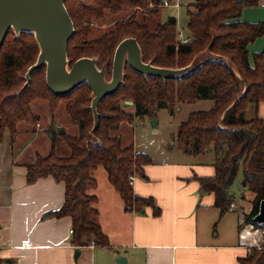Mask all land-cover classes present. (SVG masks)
<instances>
[{
    "label": "trees",
    "instance_id": "obj_1",
    "mask_svg": "<svg viewBox=\"0 0 264 264\" xmlns=\"http://www.w3.org/2000/svg\"><path fill=\"white\" fill-rule=\"evenodd\" d=\"M148 1L160 0H68L65 7L74 28L67 47L70 65L81 58H95L98 64L104 63L106 76L111 78L113 54L125 39H134L142 61L158 68H185L203 51L213 58L178 81L144 77L126 65L122 85L97 106L98 126L94 131L92 95L86 84L71 94L56 96L46 85L42 67L31 74L25 86V74L38 56L32 34L16 36L9 31L0 47V140L8 134L12 143L18 123H25L34 131L39 118L32 113L31 104L36 101H46L51 113L63 103L65 114L78 129L77 136L51 125L45 129L51 142L50 152L27 164L25 173L29 185L47 177L64 184V202L50 216L71 219L75 246H109L96 220L97 198L91 194L97 187L99 170L106 174L127 208L139 212L151 207L153 215H159L154 201L135 196L128 182L132 174L144 177L143 168L152 164V159L137 152L133 145L122 147L121 138L111 134L124 123L131 125L145 117L155 119L159 109L174 111L180 103H213L207 111L191 113L177 131V139L190 154L213 151L215 175L195 178L200 193L214 196V207L222 216L234 202L229 190L241 171L240 187L253 195L246 214L248 220L258 213L259 204L264 201V120L256 114L259 103H264V50L249 55L247 49L264 34V23L239 20L241 11L257 6L259 0H195L193 11H188L190 40L184 44L176 39V21L172 17L150 31L145 23L130 16L101 36L88 38L91 21L103 19L105 11L115 15L146 7ZM157 9L145 14L154 16ZM125 102H132V112L122 108ZM248 110L255 113L245 119ZM94 139L98 143H91ZM58 140L69 150L68 156H57ZM238 264H264V248L248 251Z\"/></svg>",
    "mask_w": 264,
    "mask_h": 264
},
{
    "label": "crops",
    "instance_id": "obj_2",
    "mask_svg": "<svg viewBox=\"0 0 264 264\" xmlns=\"http://www.w3.org/2000/svg\"><path fill=\"white\" fill-rule=\"evenodd\" d=\"M180 1L171 0L174 3L171 6L176 8ZM185 1L189 3L188 25V11H193L195 0ZM239 20L264 23V0H259L257 6L245 7ZM141 21L148 26L146 19L141 18ZM186 30L190 40L187 27ZM247 49L249 55L263 51L264 34ZM254 113L248 110L250 118ZM256 114L264 120V103H259ZM39 123L40 119L38 126ZM20 124L16 126L17 136L12 143L8 134L0 140L2 264H117L118 258H124L126 264H238L239 259L247 255V250L238 246V213L227 212L220 216L214 207V196L201 194L195 181L196 177L215 175L214 155L209 150L197 154L199 159L195 163L167 162L150 157L152 164L144 166V177L134 175L130 185L133 194L151 198L160 210L158 216L153 215L151 207H144L143 213L127 208L111 184L107 185L106 174L99 170L98 184L91 194L97 198L96 220L109 246L73 245L71 219L50 216L64 202V184L47 177L29 185L25 179L26 165L40 156L28 157V149L43 151L35 143L45 141L47 156L51 142L43 128L33 131L26 127L19 131ZM152 132L157 133L158 129ZM59 143L62 145L59 149L55 145L56 153L68 156L65 145ZM204 154H211V157L205 160ZM100 180H105L106 184H99ZM237 207L241 209L242 206ZM76 252L78 255L74 258Z\"/></svg>",
    "mask_w": 264,
    "mask_h": 264
},
{
    "label": "water",
    "instance_id": "obj_3",
    "mask_svg": "<svg viewBox=\"0 0 264 264\" xmlns=\"http://www.w3.org/2000/svg\"><path fill=\"white\" fill-rule=\"evenodd\" d=\"M67 1L0 0V47L9 31L16 36L20 33L32 34L38 48V56L35 64L25 74V86L29 84L31 74L42 67L45 68L46 85L56 96L71 94L78 87L86 84L92 95L90 105L93 116L92 131L98 126V104L105 97L114 95L122 85L126 65L144 77L178 81L213 58L206 56L194 60L181 69L158 68L142 61L140 48L134 39H125L115 49L111 78L106 81V69L104 66L100 69L97 67V59L81 58L71 65L67 60V47L74 34L73 23L65 7ZM125 104L132 106V102ZM150 124L155 129L157 121L152 119ZM253 221L257 224L264 223V201L260 202ZM77 255L78 252L74 254V258ZM116 263L126 264V261L124 258H118Z\"/></svg>",
    "mask_w": 264,
    "mask_h": 264
},
{
    "label": "rangeland",
    "instance_id": "obj_4",
    "mask_svg": "<svg viewBox=\"0 0 264 264\" xmlns=\"http://www.w3.org/2000/svg\"><path fill=\"white\" fill-rule=\"evenodd\" d=\"M151 1L146 2V7H137L132 9L131 11H125L121 13H117L115 15L111 14L109 11L104 12L103 19L99 21H91L90 28H91V34L89 35V39H94L102 34L108 32L112 29L113 25L116 22L125 21L130 16H133L137 19V21H141V18H144L147 20L148 28L150 31H153L156 27L155 25H158L160 23L166 22L167 18L174 17L177 20V26L176 28L179 30L180 35L187 39V9H188V2L185 0L180 1L179 5L174 8L171 5L174 3L172 2L170 4V7H163L158 8V12L154 16H148L145 12L148 11L149 3ZM175 6V5H174ZM152 10V9H150ZM159 13L158 17L154 18ZM155 26V27H154ZM176 29V30H177ZM177 36V35H176ZM177 39V37H176ZM114 55V54H113ZM209 56L206 51L195 55L191 61L202 59L203 57ZM113 58V57H112ZM105 67L104 63L97 64V67L100 69L101 67ZM112 67V65H111ZM106 69V68H105ZM111 70V68H110ZM106 72V71H105ZM111 73V72H110ZM105 80L109 81L110 78H108L105 75ZM124 103L122 105V108L126 112H132L133 108L131 106H125ZM213 103L211 101H205L201 100L194 104H179L174 111H169L168 109H159L156 112V118L154 120L157 121L156 129H158L157 133H153V128L151 127V119L145 117L143 119H137L134 121L133 124H122L119 128V130L115 133L111 134V137L119 136L121 138V144L122 147H126L129 145H133L135 150L137 152H142L147 154L149 157H152L156 160H166L167 162H182V163H195L198 161V157L194 154H190L188 149H186L180 141L177 139V131L178 127L181 123L185 122L189 115L194 112L199 111H207L212 107ZM31 111L32 113L37 116L40 119L39 126L35 127V129H46L48 127H54V129L62 127V129L70 136H77L78 129L76 126H74L71 122L69 117L64 112V104H60L58 109L51 113L49 110V106L46 101H36L33 104H31ZM248 111L245 114V119H249ZM53 121V122H52ZM50 123V124H49ZM28 127V129L32 128L30 126H27L25 123H21L19 126V131H22L24 128ZM34 129V130H35ZM41 134H44L42 130H40ZM21 134V133H20ZM61 140H58L60 142ZM44 142V143H43ZM57 147L59 149L61 143L58 144ZM62 142V141H61ZM63 143V142H62ZM91 143L95 144L98 143L97 140L91 141ZM35 145L39 148H43V151L34 149H28V157L29 156H36L35 154L46 155L47 154V148L45 141H37ZM65 147L66 151L69 154V150ZM212 152V150H209ZM61 153L57 154L59 157H65V155H60ZM211 155V154H210ZM210 155L204 154L206 157L205 160H208ZM214 155V154H213ZM133 175V174H132ZM242 181V173L239 171L236 180L230 187V194L233 196L234 202L237 203V205H240L243 211H245L247 214L250 211V199L251 194L248 191L243 190L240 187V183ZM107 185L109 182H106ZM105 180L103 182H99V184H106ZM110 187V186H109ZM111 188V187H110ZM243 198V200H242ZM239 207V206H238Z\"/></svg>",
    "mask_w": 264,
    "mask_h": 264
},
{
    "label": "built area",
    "instance_id": "obj_5",
    "mask_svg": "<svg viewBox=\"0 0 264 264\" xmlns=\"http://www.w3.org/2000/svg\"><path fill=\"white\" fill-rule=\"evenodd\" d=\"M170 4L171 0H160L158 2H150L149 8H163L168 7ZM177 41L184 44L187 43L189 39H184L180 33L177 32ZM36 127H38L37 124ZM133 180L134 174L129 175L128 182L130 185ZM228 212H237L239 215L238 246L247 250V252L253 249L261 250L264 248V223L257 224L253 221V218L248 220L245 212L242 209H239L234 202L230 203ZM25 247H30V245L25 244Z\"/></svg>",
    "mask_w": 264,
    "mask_h": 264
}]
</instances>
